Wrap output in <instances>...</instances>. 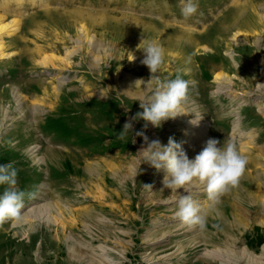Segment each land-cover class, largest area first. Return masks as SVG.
Instances as JSON below:
<instances>
[{"label":"rangeland","instance_id":"rangeland-1","mask_svg":"<svg viewBox=\"0 0 264 264\" xmlns=\"http://www.w3.org/2000/svg\"><path fill=\"white\" fill-rule=\"evenodd\" d=\"M194 2L186 19L182 0H0V22L19 19L1 36L14 54L0 58V164L32 194L22 221L0 224V264H264V0ZM149 42L165 53L152 87L182 74L187 116L203 117L206 137L187 141L188 157L209 139L248 157L219 204L198 183L183 194L207 214L204 231L176 217L180 192L169 201L163 171L144 162L138 174L147 144L135 133L183 146L181 128L139 119L118 138L150 93L134 82L150 79Z\"/></svg>","mask_w":264,"mask_h":264},{"label":"clouds","instance_id":"clouds-1","mask_svg":"<svg viewBox=\"0 0 264 264\" xmlns=\"http://www.w3.org/2000/svg\"><path fill=\"white\" fill-rule=\"evenodd\" d=\"M197 11L198 5L194 0H182L181 15L184 18L192 17ZM143 51L145 56L141 63L147 66L151 76L148 81L141 79L136 83L143 82L150 88V93L137 98L142 111L137 112L124 123L118 135L121 140H125L129 133H132L133 121L144 120L145 129L149 124L160 128L169 119L192 114L185 111L189 103L190 82L185 80L182 74H177L174 79L155 80L153 88L154 76L165 59L164 49L156 42H149ZM202 118L196 119L194 116L190 123L198 126ZM135 136L143 137L147 144V147H142L139 151L141 161L138 164V174L140 164L148 163L157 172L165 173L162 181L164 188L174 193L179 189L187 192L190 185L198 183L205 188L213 205L219 204L223 194L239 186L248 164L247 155L241 153L233 141L218 146L220 141L209 139L202 151L194 159H190L183 150L182 144L177 143L172 137H169L167 145H163L159 140L149 143L143 131L136 132ZM132 142L135 143L134 137ZM0 186H5L3 193L0 194V224L10 220L22 221L25 196L31 197L32 194H26L17 188V170L12 163L0 164ZM176 203L175 215L184 225L189 229L206 230L207 214L190 195H181Z\"/></svg>","mask_w":264,"mask_h":264},{"label":"bare ground","instance_id":"bare-ground-1","mask_svg":"<svg viewBox=\"0 0 264 264\" xmlns=\"http://www.w3.org/2000/svg\"><path fill=\"white\" fill-rule=\"evenodd\" d=\"M19 29V19H17V18H13V19H11L9 22H7V23H2V22H0V58H5V57H7V56H12L13 54H14V52L13 51H11V52H6V50H5V48H4V46L2 47V40H1V36L3 35V34H5V35H11V34H14L15 32H17V30ZM34 56V55H33ZM7 59H8V57H7ZM221 76V75H220ZM57 77H60V75H57ZM216 78V77H215ZM138 79H136L134 82H136ZM218 80V79H217ZM140 83V82H139ZM219 83H221V82H219ZM145 86V85H144ZM146 87V86H145ZM145 89V88H144ZM221 89V88H220ZM37 102V101H36ZM35 106V105H34ZM36 107V106H35ZM39 108V107H38ZM239 116V115H238ZM237 119H238V117H236ZM194 118H191V117H189V116H187V115H180V116H177L175 119H172L173 120V122L177 125V127H179V128H181V130H182V133H183V137H184V142H183V150H184V146L186 145V143H187V141H193L195 138H198L199 136L201 137H206V134H207V129L205 130V128H204V126H205V124H203V122L202 121H199V123H198V126H194V125H192L191 123H190V121L191 120H193ZM171 121V120H170ZM238 124H239V121L237 120V123H236V126H238ZM201 145H198V147H200ZM34 147H36V146H34ZM34 147H32V148H34ZM196 148V147H195ZM195 151H197V150H195ZM33 152V151H32ZM196 155V153L194 152L193 153V156H195ZM191 159V158H190ZM193 185V184H192ZM192 185H190L189 186V188L192 186ZM194 186V185H193ZM162 188H164V187H162ZM189 188H188V191H187V193L188 192H190L189 191ZM159 189H160V186H159ZM164 190V189H163ZM165 191H169V190H167V188H165ZM178 192H180V195H176V196H178V197H180L181 195H183L184 193H185V190L184 189H179L178 190ZM163 193V192H162ZM177 193V192H176ZM154 194V193H153ZM153 194H151L152 196H154ZM160 194V193H159ZM164 194V193H163ZM107 195V194H106ZM105 195V196H106ZM113 195V194H112ZM158 196V195H157ZM170 197H171V199L169 200V201H172L173 199H176L177 197H174L175 196V193L174 192H171V190H170V195H169ZM162 197V196H161ZM106 198V197H105ZM156 198V197H155ZM235 206V205H234ZM32 212H34V211H32ZM29 213H31L30 211H29ZM39 214V211L37 212V214L36 215H34V214H30L29 215V217H31V218H33V217H35V218H37L38 215ZM54 218V217H53ZM34 219V218H33ZM54 220V222L56 223H59V220L57 219H53ZM262 253H263V256H264V244L262 245ZM102 251V250H101ZM101 254H103V252L101 253ZM209 254V253H208ZM103 258V257H102ZM105 261V260H104ZM106 261H107V263H112V264H118L117 262H115L113 259H107L106 258ZM105 261V262H106Z\"/></svg>","mask_w":264,"mask_h":264},{"label":"trees","instance_id":"trees-1","mask_svg":"<svg viewBox=\"0 0 264 264\" xmlns=\"http://www.w3.org/2000/svg\"><path fill=\"white\" fill-rule=\"evenodd\" d=\"M130 145L128 144H123L122 147L123 148H128ZM264 242L263 238H259L258 241H257V245H260Z\"/></svg>","mask_w":264,"mask_h":264}]
</instances>
